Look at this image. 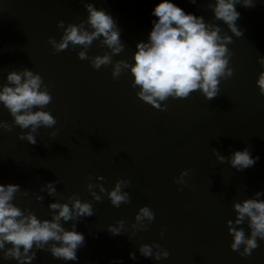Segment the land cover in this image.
Listing matches in <instances>:
<instances>
[{
	"label": "water",
	"instance_id": "water-1",
	"mask_svg": "<svg viewBox=\"0 0 264 264\" xmlns=\"http://www.w3.org/2000/svg\"><path fill=\"white\" fill-rule=\"evenodd\" d=\"M88 2L109 13L120 29L125 49L113 60L134 63L136 44L147 41L157 19L153 9L161 0ZM170 2L219 24L222 34L233 36L228 47L234 75L221 80L215 99L207 100L195 91L187 99L162 102L167 109L161 111L138 98L130 71L114 79L111 65L96 70L88 60H80L79 46L70 45L59 53L53 50L48 37L59 41L63 34L57 21L67 26L87 19L83 0H0V84L7 83L11 70L29 68L39 73L52 95L45 110L57 121L53 128L38 130L34 145L18 138L17 133L27 129L15 125L11 132L0 129V184L29 190L28 196L17 193L13 202L40 219H51L49 203L67 202L72 194L90 201L94 208L93 216L76 225L85 237L76 261L36 250L31 264H264V240L258 239L259 247L251 256L242 257L230 247L233 237L227 225L236 218L234 201L264 192V95L256 83L264 71L257 60L264 57V0H255L250 8L235 6L241 14L236 21L243 30L241 37L234 36L223 21H213L208 0ZM105 51L110 50L97 40L88 55ZM0 120H13L2 104ZM52 131L55 137L49 135ZM245 147L259 159L240 171L219 163L212 151L215 148L227 157ZM184 169L189 170L186 184L175 183ZM97 176L104 180L98 181ZM119 178L131 180L123 189L130 203L119 208L99 187L95 191L102 201H95L87 189L91 180L110 190ZM55 180H59L57 196L40 192L43 184ZM37 193L45 197L42 202L35 199ZM145 205L155 219L145 221L147 230L133 229L135 214ZM119 219L125 221L124 233L113 235L107 226ZM71 223H65V228ZM238 227L250 233L247 222ZM153 242L168 250V258L140 254V244ZM129 253H135L136 259ZM0 264L18 262L0 256Z\"/></svg>",
	"mask_w": 264,
	"mask_h": 264
},
{
	"label": "clouds",
	"instance_id": "clouds-1",
	"mask_svg": "<svg viewBox=\"0 0 264 264\" xmlns=\"http://www.w3.org/2000/svg\"><path fill=\"white\" fill-rule=\"evenodd\" d=\"M83 2L87 19L79 23L70 22L67 26L63 20L57 21V27L63 29V34L59 41L48 37L53 50L59 53L70 45L73 48L79 46L81 50L77 55L80 60H88L96 70L111 65L114 79L130 71L132 87L139 89L136 92L138 98L161 111L167 109V104L162 102L169 98L187 99L195 91H200L207 100L215 99L220 93L221 80L234 75L230 66L233 53L228 47L233 43V36L226 31L222 34L219 24L186 13L170 0H161L154 7L152 14L157 19L152 22L147 41L137 42L134 63L125 59L113 60L125 49L116 21L103 8L97 9L88 0ZM190 2L195 4L197 0ZM237 4L250 8L255 6V0H208V7L214 12L213 21H223L234 36L241 37L243 30L236 23L241 15L236 10ZM97 40L101 47L106 46L110 51L89 56L88 49ZM257 60L264 67V57L258 56ZM6 80L7 83L0 84V104L13 120L11 123L0 120V129L11 132L14 125L27 129L17 133L18 138L34 145L37 143L35 134L41 127L53 128L57 123L51 112L45 110L52 102V95L43 77L29 68L9 71ZM256 83L260 94L264 95V71L259 73ZM56 134V131L49 133L51 137ZM212 151L219 163H229L238 171L254 166L259 159L251 155L248 147L235 150L227 157L215 148ZM188 175L189 170L184 169L174 182L184 185V177ZM96 179L102 181L104 177L97 176ZM58 183L59 180L48 181L41 186L40 192L57 196ZM130 184V179L119 178L108 190L103 184L89 180L87 189L95 201H102L103 197L95 191L99 187L100 193H105L111 204L119 208L122 203H130L129 193L123 190ZM17 193L28 196L29 190L21 189L18 184H0V256L4 260L15 259L18 264H31L36 258V250H46L56 259L76 261L77 251L85 244V237L76 230V225L82 218L94 215L93 204L82 201L78 194H72L67 197V202L55 200L49 203L51 219H40L31 209H21L13 202ZM262 195L264 192L257 191L254 198L233 202L236 218L227 221L228 232L233 237L230 247L242 257L251 256L259 247L258 239L264 240V199H259ZM35 199L42 202L45 197L37 193ZM154 219L153 210L147 205L141 206L135 214L132 228L147 230L145 221L150 223ZM70 221L71 227L65 228L64 224ZM245 222L250 229L248 235L243 227H238ZM107 227L111 234L121 235L125 221L119 219L115 225ZM160 235H164L163 229ZM138 249L146 258L160 260L169 256L168 250L156 242L142 243ZM129 255L136 259L135 253Z\"/></svg>",
	"mask_w": 264,
	"mask_h": 264
}]
</instances>
